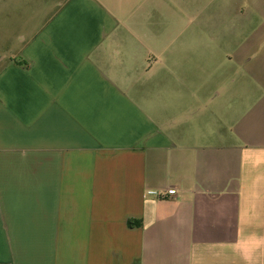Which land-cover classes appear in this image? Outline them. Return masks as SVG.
Segmentation results:
<instances>
[{"label": "crops", "instance_id": "0c3cea01", "mask_svg": "<svg viewBox=\"0 0 264 264\" xmlns=\"http://www.w3.org/2000/svg\"><path fill=\"white\" fill-rule=\"evenodd\" d=\"M152 5L0 0V264H264V71H153Z\"/></svg>", "mask_w": 264, "mask_h": 264}, {"label": "rangeland", "instance_id": "374dc122", "mask_svg": "<svg viewBox=\"0 0 264 264\" xmlns=\"http://www.w3.org/2000/svg\"><path fill=\"white\" fill-rule=\"evenodd\" d=\"M150 19L153 71H194L191 84L219 86L264 71V0H153Z\"/></svg>", "mask_w": 264, "mask_h": 264}, {"label": "built area", "instance_id": "2783aa9c", "mask_svg": "<svg viewBox=\"0 0 264 264\" xmlns=\"http://www.w3.org/2000/svg\"><path fill=\"white\" fill-rule=\"evenodd\" d=\"M147 194L156 198H166L176 194L175 189H166L164 191H148Z\"/></svg>", "mask_w": 264, "mask_h": 264}, {"label": "trees", "instance_id": "16d2710c", "mask_svg": "<svg viewBox=\"0 0 264 264\" xmlns=\"http://www.w3.org/2000/svg\"><path fill=\"white\" fill-rule=\"evenodd\" d=\"M130 224V223H129ZM133 264H139L138 262L137 263H133Z\"/></svg>", "mask_w": 264, "mask_h": 264}]
</instances>
